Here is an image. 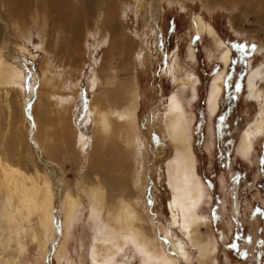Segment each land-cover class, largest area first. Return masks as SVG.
<instances>
[{"label": "bare ground", "instance_id": "6f19581e", "mask_svg": "<svg viewBox=\"0 0 264 264\" xmlns=\"http://www.w3.org/2000/svg\"><path fill=\"white\" fill-rule=\"evenodd\" d=\"M199 1L205 12H213L220 8L236 13L229 20L232 28L247 21L249 17L255 23L264 20V0ZM162 2L168 6L177 5L182 8V6L185 7L186 0H0V91L5 90L4 96L12 90L19 93L16 97L15 112L17 120L23 126L16 132L18 135H24V139L21 138L22 136L18 138L17 135L15 144L10 145L13 151L10 157L6 155L8 161L0 158L2 174L0 177V264H17L18 257L6 256V252L13 245L16 254L23 252L22 234L32 239L42 236L40 256L42 264H45L44 258L48 245L52 242L54 226L60 223L61 239L58 242L55 236L52 254V258L59 264L65 254V242L70 227L80 209L82 195L89 202L94 226L92 239L86 252L89 264H126L121 258L127 251L133 254L132 257H137L139 264L190 263L189 255L184 247L186 244L184 246L176 244L177 254L173 258L164 252L161 239L152 232L144 211V203L139 196L137 197L132 187L135 177L130 175L129 170L128 178L123 176L128 168H134L142 155L144 143L138 131L140 95L133 83L121 88L122 81L119 80L120 74L118 75L120 67L117 66L128 65L132 57L136 58L134 62L138 61L142 64L146 60L145 52L148 46L144 43L145 37L141 36L145 33L144 31L135 36L137 42H130L129 37L122 33L121 22L125 14L123 3H130L136 9L138 8L135 14L142 9H152L156 15L161 11ZM190 21L196 34L211 38L217 51L215 55L222 64V69L210 80L207 91L206 110L211 122L210 117H213L219 106L223 80L231 54L217 37L213 27L204 21L201 15L193 16ZM259 26L260 30L264 31V27ZM31 27L39 32L38 47L32 45ZM44 27H47L48 34L51 33L54 37L52 46L42 50V45L45 43ZM57 29H61L66 37L61 36L59 39L57 37L59 35L55 37L58 33ZM89 36L93 38L94 50L100 45H107V48L96 72L89 73L92 97L90 96L87 110L84 115L82 114L80 123L76 124L73 113L77 115L80 104L83 102V99L79 98L82 96L79 80L83 71L80 70L81 58L76 60L74 54L80 55L78 42L84 40V47H86ZM160 38L161 36L157 37L159 51L161 50ZM12 41H18V51L16 50L18 54L11 47ZM29 46L44 52L43 64L40 67L41 83L38 90L46 91L43 113H46V106L54 109L57 133L62 141L66 142L63 151L73 155L72 160L75 161L76 156L80 157L92 141V152L87 159V169L83 172V178L75 185V191L60 182L58 184V180L53 186L46 179L41 186H36L34 183L26 186L25 182L22 183L15 175V173L22 175L18 169L21 163L20 150L16 147L24 140L37 152L36 159L39 165H35L36 168H58L53 162L55 151L49 149L53 142L50 121L48 119L43 121L45 118L40 116L39 112L36 114L34 111L32 114L31 122L34 126L31 133L32 143L28 140L30 134L27 131L26 115L21 102L24 91L22 84L24 64L16 63L14 59L19 55V58L25 60L24 53L28 52ZM116 52L120 57L115 58ZM258 52L263 54V60L256 68L252 70L248 68L250 71H248L249 77L246 83V98L254 100L259 110L252 123L243 131L236 149L237 153L245 159L252 153H250L252 138L259 136L264 129V39L259 45ZM187 53L188 58L194 61L191 47ZM28 56L34 58L33 55ZM62 59H64V62L62 61L64 65L57 63ZM184 73L185 76H182L179 82L181 91L177 90L168 97L164 112H152L149 120L152 125L158 123V119L162 121V137L164 141L167 140L170 143V153L167 156L165 168L166 182L170 190L167 207L171 224L176 225L182 238L191 248L196 249L195 260L198 264H217L215 239L207 217L199 213L206 191L196 170V156L191 144L192 117L187 115L186 111V106L190 107L197 96L199 78L193 71L188 72L185 69ZM186 88L189 89V101L186 100L187 95L183 93ZM57 89L62 93H57ZM38 97L37 95L36 107L40 104ZM90 123L93 128L92 140L83 130V127L86 128ZM210 127H208L209 130H211ZM24 129L25 132H22ZM113 171H119L121 175L114 176ZM23 179L26 181L30 177L26 175ZM35 213H38L40 234L33 228L23 225L28 224L30 217ZM59 215L63 217L61 221L58 220ZM169 247L173 249L171 245ZM35 264L40 262L35 261Z\"/></svg>", "mask_w": 264, "mask_h": 264}, {"label": "rangeland", "instance_id": "374dc122", "mask_svg": "<svg viewBox=\"0 0 264 264\" xmlns=\"http://www.w3.org/2000/svg\"><path fill=\"white\" fill-rule=\"evenodd\" d=\"M137 10L138 8L136 9L132 4L123 3L125 14L121 22L122 33L129 37L130 42H137L135 36L142 31L145 32L141 36L145 37L146 42L144 43L149 46L145 52L146 60L141 64L138 61L134 62L136 58L132 57L128 65L122 67L115 65V67H120L118 75L120 74L119 80L122 81L121 88L133 83L140 95L138 131L143 139L144 148L134 168H128L123 176L128 178L129 170L130 175L135 177L132 181V187L137 193V197L139 196L144 203V211L149 219L152 232L161 239L164 252L173 258L177 254V245L184 246L186 244L187 246L184 247L189 255V264H198L195 260L196 249L191 248L180 235L177 226L171 224L167 207L170 190L166 182L167 171L165 168L166 159L170 153V143L166 139L164 141L162 137V121L160 122L158 119V123L152 125L149 120V115L152 112L163 113L168 97L180 90L181 84L179 82L182 76H185V69L188 72L193 71L199 78L197 96L191 102L190 107L186 106V111L187 115L192 117H190L192 120L191 144L196 156V170L206 191L199 213L207 217L212 236L215 239L216 263L264 264V129L259 136L252 138L250 149V153H252L246 159L236 151L243 131L252 123L259 110L254 100L246 98V83L249 77L248 71L256 68L263 60V54H259L258 49L264 39V31L260 30L259 25L264 27V20L255 23L249 17L247 21H243L232 28L229 20L236 13L220 8L213 12H205L201 8L199 0H186L185 7L182 6V8L177 5L168 6L162 2L161 11L156 15L152 9H142L135 14ZM196 15H201L203 20L213 27L217 37L231 54L223 80L219 106L213 117H210L211 122H209L210 119L206 110L207 91L210 80L222 69V64L215 55L217 51H215L211 38L206 35L200 36L193 31L190 20ZM30 29L32 45L38 47L39 32L34 27ZM57 30L58 33L55 37L59 35L57 36L59 39L61 36H65L61 29ZM43 33L45 43L42 45V50H45L52 46L54 36L51 33L48 34L47 27L43 28ZM158 36H161L160 51L159 48L157 49ZM87 39L86 47H84V40L78 42L80 55L74 54L76 60L81 58L80 70L83 71L79 80L80 95H82L79 98H82L83 102L80 104L77 115L75 116V112L73 113L76 124L80 123V119L86 112L92 97L89 73H91L90 71L96 72L107 48V45H100L96 46L94 50L92 47L93 38L89 36ZM17 42H11V47L16 54H18L16 50L19 45ZM190 47L193 51L194 61L188 58L187 50ZM28 48V52L24 53L26 54L25 60L19 58V55L18 58L15 57L14 59L16 63L22 62L24 64V81L22 83L24 91L21 102L23 112L26 115L27 131L30 134L28 140L32 143L31 133L34 127L31 122L32 114L34 111L36 114L39 112L38 114L45 118L43 121L46 119L50 121L53 142L51 140L49 149L55 151L53 162L58 168H36L35 165H39L36 159L37 152L33 146L24 140L16 147L20 150L21 163L18 169L22 175L16 173L15 175L22 183L25 182L24 185L26 186H31L33 183L36 186H41L44 179L53 186L54 182L58 180L57 183L60 182L65 187L68 186L75 191V185L83 178V172L87 169V159L92 152V141L80 157L76 156L75 158L74 156L75 161L72 160L73 155L63 151L66 142H63L57 133L54 109L46 106L48 107H45L46 113H43V101L47 97L44 94L46 91L38 90L41 83L40 67L43 64L44 52L41 49L34 50L32 46ZM117 53L115 58L119 56ZM28 55H33L34 58L32 59ZM62 61L64 62V59L57 63L63 64ZM177 67L179 68L177 69ZM12 91L7 96H4L5 90L0 91V158L3 161H8L7 156L10 157V153L13 151L11 150L13 147L10 145H14V141L16 142L20 136L24 139V135H18L16 132L23 126L17 120L15 112L17 110L16 97L19 93L15 90ZM59 92L57 89V93ZM183 93L187 95L186 100L189 101V89L186 88ZM37 95L40 104L36 107ZM73 110L75 111V109ZM83 130L85 135L92 140V124H88L86 128L83 127ZM210 131L211 133H209ZM22 132H25V129ZM26 175L30 179L24 181L23 178ZM113 175L120 176L121 172L113 171ZM37 215L38 213L33 214L29 223L23 225L27 228H33L40 234ZM62 218L59 215L58 220L61 221ZM73 222L65 242V254L59 264H89L86 252L92 239L94 226L90 215V205L84 195H82L81 206ZM24 235L26 234H22L23 240L21 241L24 246L23 252L16 254L12 244L13 246L6 252V256L18 257L17 264L30 262L35 264V261L42 264V257L40 256L42 253V236L39 235L36 239H32L30 236ZM61 235V226L60 223H57L54 226L52 242L48 245L44 258L45 264H58L52 258V254L55 238L57 237L59 242ZM132 256L133 254L127 251L121 260L126 264H139L137 257Z\"/></svg>", "mask_w": 264, "mask_h": 264}]
</instances>
